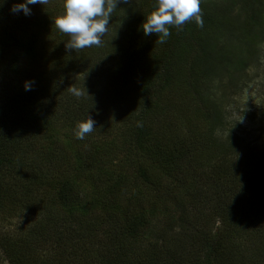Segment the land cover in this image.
Here are the masks:
<instances>
[{
    "label": "trees",
    "instance_id": "1",
    "mask_svg": "<svg viewBox=\"0 0 264 264\" xmlns=\"http://www.w3.org/2000/svg\"><path fill=\"white\" fill-rule=\"evenodd\" d=\"M142 1L147 10L132 26L101 38L106 39L104 50L106 44L111 45V62L106 70L101 62H94L101 47L95 50L91 46L94 56L84 57V67H91L89 73L80 79L76 71H62L57 77L60 81L77 78L88 87L89 83L98 84L105 98L100 91L85 97L84 90L76 97L67 89L60 91L59 86L50 85L37 96L34 89L16 106L14 102L4 103L0 93V214L16 208L10 204L14 197L19 204L25 203V213L33 204L39 209L32 214L51 213V207L59 201L69 222L70 218L94 219L95 228L90 233L97 229L96 238L104 241L97 247L105 248L97 264H143L133 262L132 256H141V249L133 250L130 242L140 243V237L142 246L148 241L164 259L181 264L175 257H168L176 245H166V233H175L178 242L189 243L184 252L193 251L194 264H249L244 255L237 257L236 243L231 240L234 233L240 236L255 216L257 200L261 199L264 208V183L259 182L264 173V148L226 129L211 87L214 78H220L226 69L224 61L215 62L212 52L218 31L234 22L231 11L200 0L203 26H197L194 20L180 28L169 26L170 35L159 43L156 34L144 36L140 27L154 10L156 0ZM22 2L0 0L2 52L24 51L28 38L39 30L36 24L42 22L41 17L50 15L45 10L34 19L33 10L29 16L10 11ZM238 2L255 21L253 0H234V5ZM28 7L32 9V5ZM63 11L59 6L57 13ZM114 26L117 24L110 29ZM50 28L51 23L42 27ZM37 49H31L32 55ZM226 52L221 49L214 54ZM233 64L240 69L244 65L236 60ZM125 65H138L141 71H121ZM116 78L132 96H127L132 105L124 109L122 117L121 112L108 108L109 92L118 88ZM123 92V88L118 91ZM105 100L108 106H104ZM86 117L95 121L94 129L83 140L76 139V125ZM115 126L122 134L117 131L108 139ZM47 159H54L55 166L61 163L71 167L65 175L50 181V194L42 197L46 182L43 169L56 171L55 167L48 168ZM253 185L259 186L257 193L263 189L253 205L237 204L236 199L220 203L232 191L244 192ZM229 186L237 189L225 192ZM6 197L9 203L4 211L2 200ZM201 202L219 204L205 214ZM159 215H170L175 225L165 226L162 238L152 244L151 217ZM65 222L57 218L46 226L38 221L26 238L0 237V255L9 264H36L39 258L46 264L43 259L49 256L57 262L66 256L64 231H57ZM217 223L221 229L214 233ZM131 250L135 254L130 255Z\"/></svg>",
    "mask_w": 264,
    "mask_h": 264
},
{
    "label": "rangeland",
    "instance_id": "2",
    "mask_svg": "<svg viewBox=\"0 0 264 264\" xmlns=\"http://www.w3.org/2000/svg\"><path fill=\"white\" fill-rule=\"evenodd\" d=\"M204 3H210L213 6H218L222 8H229L231 11V16L234 19V22H231L230 27L224 28L218 31L219 35L215 40L216 49L212 52L213 58L216 63L224 61L226 67L220 78H214L212 81V89L215 92V101L219 105L218 112L222 117V121L225 123L227 130H234L238 136L241 135L242 138L246 139V142L251 143L252 145L263 149L264 148V0H253V6L256 7L255 21L249 19V15L242 11V2L234 5V0H202ZM64 0H48L47 4L44 5H32L31 13L32 18L34 15H41V12L47 10L50 11V15L42 16V22L36 24L39 30L34 31L30 38L27 40L26 49L24 51L13 50L11 51H1L0 50V93L5 97L4 103L9 104L10 102L16 103V106L27 100L35 89L36 96L39 93H43L46 87L53 85L59 86V90L67 89L68 87H74L80 91L84 90V96L91 97L95 95L93 92L102 91L101 86L98 84L93 86L92 83H89L90 87L86 84L78 82L79 79L67 78L65 80H59L57 77H61L62 71H76L77 76L82 79L84 73H89L91 70L84 67V57L87 55L94 56L93 48L99 49L101 51L99 56L94 59V62H101L102 66L105 67V70L110 64L108 59V54L111 52V45L106 44V49L104 50V43L106 39H101L100 45L97 47L83 48V49H74L67 50L65 48V43L69 39L67 34L61 33L52 23L54 19L60 15L57 13L59 6L63 7ZM147 8L144 6L142 0H127V3H117L116 8L113 10L108 30L106 35L102 37H109V35H114V32L125 30L126 28L132 26V24L139 18V16L145 13ZM246 14V16H244ZM236 16H239L236 17ZM236 18V19H235ZM248 18V19H247ZM35 19V18H34ZM233 21V20H232ZM51 23L50 30L42 29L43 25ZM114 24H117V27L114 26V30L110 28ZM58 32L61 34L58 35ZM2 39V34L0 33V41ZM37 47V52L32 55L31 49ZM221 49L229 51L224 55L223 53L214 54ZM239 62L245 69H240L238 66L234 65L233 62ZM233 64V65H232ZM92 66V64H91ZM121 71H141L140 66L130 65L123 66ZM221 71V70H219ZM227 71V72H226ZM107 72V71H104ZM112 72V71H111ZM114 75V73H113ZM230 76L232 82H230ZM105 78V77H104ZM117 79L118 88L117 90L112 89L109 93V101L111 112L117 110L121 112V117L123 116L125 110L129 108L132 104L129 101L128 97L130 94H127V90L122 85V81L119 78ZM26 81H35L31 85L30 91L24 90V83ZM80 84V85H79ZM124 89L125 99L123 98V93H118L119 89ZM87 89H90L88 92ZM103 98L104 94L101 92ZM134 96L138 95L137 93L133 94ZM128 96V97H127ZM124 99V101H123ZM104 106H108L105 100ZM122 134L121 130L115 126L114 130L108 136L112 137L116 132ZM120 134V136H121ZM40 139V138H39ZM41 144H45L41 141ZM39 143V141H38ZM251 146V145H250ZM251 146V147H254ZM47 166L49 169H55L56 171H50L43 169V175L45 176V187L42 190V197L48 196L51 191L50 181L54 180L58 175H65L68 172L71 165H61L55 166V160L47 159ZM55 167V168H54ZM264 167V166H263ZM117 177V176H115ZM260 183H264V173L259 178ZM110 183V182H109ZM85 183H80V186H84ZM259 186L253 185L249 189L244 188L242 191H232L231 195L228 198L220 199L222 201L231 202L234 200L237 204L253 205L256 199L261 198L263 189L257 193ZM237 189L234 186H229L228 189H224L225 192L229 190ZM221 191V190H220ZM85 193V192H84ZM221 193V192H220ZM195 195H191L190 198H195ZM9 197H6L2 200V208L5 211L7 207V200ZM261 200V199H260ZM260 200L256 202L255 205V216L250 218V221L247 222L244 226L242 234L234 233V239L231 242L236 243L238 253L237 257L245 256L246 261L249 264H264V208L260 205ZM219 202V201H218ZM218 202L208 203L201 202V209L205 214L214 211V208H217ZM10 204H15L16 208L11 212L0 214V237L3 236H18L19 238L28 237L31 229L34 224L38 221L48 226V222L54 223L57 218L62 219L65 224L57 228V231H64L65 238V257H62L57 262H53L51 256L44 258L43 261L46 264H87V261L90 264H97L102 260L105 254V248H98L97 245H100L103 241L102 237H97L96 231L90 233L94 226V219L90 217L79 218L78 220L70 218V222L67 220L63 211V206L61 202L56 201L51 213L43 212L38 215L32 214L33 211L37 212L39 207L36 205L29 206V210L26 212L25 203L19 204L18 201L13 197L10 199ZM90 206V205H89ZM163 211V210H161ZM91 221V222H90ZM152 221V236L150 238L152 244L157 242L162 238L165 226H174L173 219L170 215H159L157 217H151ZM100 228V225L98 227ZM173 228V227H172ZM221 229V226L217 223L214 225V233L218 232ZM167 232V231H166ZM240 233V232H239ZM164 240L168 247L176 245L169 252L168 257H175L181 264H194L196 261L195 257L184 252L186 245H189L188 242H178L175 233H172L168 236L166 233ZM132 242L131 247L133 250L138 251L139 247L141 249V256L136 255L133 250L129 254H135L132 256L133 262L143 264L147 263H159V264H172L169 259H164L158 250H153L154 248L150 247L148 241L143 244V238L140 237V243ZM82 248L79 253H76L78 249ZM233 250V249H232ZM263 250V251H262ZM90 251V254H84L85 252ZM235 252V250H233ZM129 255V256H130ZM86 256V257H85ZM142 258V259H139ZM38 259V257H37ZM42 259V258H41ZM40 258L36 264H43ZM28 259L25 260L27 262ZM130 260V258H129ZM138 260L140 262H138ZM29 262H32L30 260ZM0 264H9L5 261V258L0 255ZM141 264V263H140Z\"/></svg>",
    "mask_w": 264,
    "mask_h": 264
},
{
    "label": "clouds",
    "instance_id": "3",
    "mask_svg": "<svg viewBox=\"0 0 264 264\" xmlns=\"http://www.w3.org/2000/svg\"><path fill=\"white\" fill-rule=\"evenodd\" d=\"M120 2L127 3V0H64V11L52 23L61 33L68 35L65 48L74 50L99 46L102 36L108 30L110 16ZM47 3L48 0H23L22 3L13 5L10 11L29 16V5ZM190 20H194L197 26H203L200 0H156L154 10L144 18L140 27L144 36L156 34V41L164 43L170 35L169 26L180 28ZM34 83L35 81H26L24 90L30 91ZM68 90L76 97L82 95L74 87L70 86ZM94 123L91 117L78 122L74 132L76 139L83 140L94 129Z\"/></svg>",
    "mask_w": 264,
    "mask_h": 264
}]
</instances>
